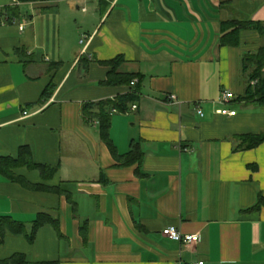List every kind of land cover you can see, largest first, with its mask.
I'll return each mask as SVG.
<instances>
[{
  "label": "crops",
  "instance_id": "obj_1",
  "mask_svg": "<svg viewBox=\"0 0 264 264\" xmlns=\"http://www.w3.org/2000/svg\"><path fill=\"white\" fill-rule=\"evenodd\" d=\"M231 19L264 26V0H0V156L29 146L56 172H14L34 186L61 185L76 205L0 173V217L30 224L47 213L59 224L42 226L32 243L7 235L0 259L264 264V207L249 211L264 194V142L235 151L237 136L264 130V106L239 98L244 57L264 50V33L244 28L237 46H222L221 23ZM118 55L121 71L142 77L133 86L138 109L111 118L118 153L132 142L143 151L128 166L102 140L99 121L83 118L85 103L131 91L104 83L103 62ZM49 85L55 92L43 104ZM225 91L232 99L221 103ZM168 226L199 241H173L162 234Z\"/></svg>",
  "mask_w": 264,
  "mask_h": 264
},
{
  "label": "trees",
  "instance_id": "obj_2",
  "mask_svg": "<svg viewBox=\"0 0 264 264\" xmlns=\"http://www.w3.org/2000/svg\"><path fill=\"white\" fill-rule=\"evenodd\" d=\"M23 2H32L38 0H21ZM254 26L261 33H264V26L260 23L243 22L239 19H231L229 21H223L221 23V37L220 44L237 46L240 43V33L244 28ZM126 59L123 55L104 61L103 64L110 68L108 72L107 80L104 82L107 85L118 86L126 85L130 86L131 91L121 94L114 99H106L97 102H87L83 106V118L86 123H90L92 120H98L100 125V133L102 140L108 145L113 156L118 160L120 165H132L135 163H141L143 160V151L140 148V144L137 142L131 143V150L124 155H120L110 137L111 118L112 114L110 110L112 108H118L119 110H125L128 106L140 99L139 85L135 89L131 86V82L138 78L139 81L142 77L137 73H128L121 71L122 65ZM244 71L247 75V87L244 95L239 97L241 100L256 103L264 106V50L260 49L258 52L248 54L244 57ZM255 81V84L252 82ZM55 92V85H49L43 92L41 103H46L50 100ZM238 98V99H239ZM264 142V130L259 133H248L237 136V144L235 151L250 150L258 147ZM21 166L28 167L30 169H38L43 176L52 177L57 170V166H47L38 164L33 160L32 150L29 146H21L18 151L17 157H3L0 156V173L14 182H20L21 184L30 188H41L51 191H55L58 194L66 195L69 202L73 205V211H76V205L71 197V194L65 189L60 187L50 188L43 185H32L25 179L18 176L14 171ZM254 166V165H253ZM256 168V167H254ZM264 207V194L259 192L256 204L249 209L261 210ZM45 224H52L59 231V224L47 213H39L36 220L27 224L14 219L12 216L0 217V242L2 243L7 235H16L26 237L29 242H34L38 230ZM83 238L87 239V227L84 224L81 230ZM0 264H60L58 260L51 261H37L32 262L27 259L24 253H14L8 258L0 259Z\"/></svg>",
  "mask_w": 264,
  "mask_h": 264
},
{
  "label": "built area",
  "instance_id": "obj_3",
  "mask_svg": "<svg viewBox=\"0 0 264 264\" xmlns=\"http://www.w3.org/2000/svg\"><path fill=\"white\" fill-rule=\"evenodd\" d=\"M14 3L19 4L20 0H14ZM21 29H23V26H21ZM135 84H136V80H133L131 82V85L135 86ZM252 84H255V81H253ZM231 99H232V93L230 91H225L222 94L220 101H221V103H228L229 101H231ZM137 109H138L137 103H132L124 111L119 110L118 108L114 107L110 110V112H111V114L121 113V112L128 113L130 111H135ZM218 112L223 114V115H235L236 114L235 110H232L229 108H222ZM199 114L203 115V111L199 110ZM162 234L165 237H167L173 241L181 242L184 244H191V243H195V242L199 241V235H197V234H183L178 229V227H176V226H168V227L164 228L162 231ZM189 264H205V261L199 260V261L191 262Z\"/></svg>",
  "mask_w": 264,
  "mask_h": 264
}]
</instances>
